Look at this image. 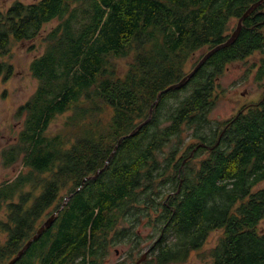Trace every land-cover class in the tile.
I'll return each mask as SVG.
<instances>
[{
  "label": "trees",
  "instance_id": "1",
  "mask_svg": "<svg viewBox=\"0 0 264 264\" xmlns=\"http://www.w3.org/2000/svg\"><path fill=\"white\" fill-rule=\"evenodd\" d=\"M259 1L38 0L0 8V77L13 73L4 60L13 41L33 43L30 50L40 38L45 45L31 63L38 89L19 111L24 129L2 153L5 166L23 159L28 171L0 186L8 233L0 264L71 195L16 264H105L126 240L141 249V226L156 237L146 264L184 263L217 231L212 264H264V188H256L264 181V97L216 127L210 118L230 63L260 53L256 80H264L257 19L248 17L234 44L155 105L190 73L195 53L226 42L232 21ZM125 58L131 62L121 75L117 62ZM152 108L150 122L113 155ZM67 114L62 129L49 133Z\"/></svg>",
  "mask_w": 264,
  "mask_h": 264
},
{
  "label": "rangeland",
  "instance_id": "2",
  "mask_svg": "<svg viewBox=\"0 0 264 264\" xmlns=\"http://www.w3.org/2000/svg\"><path fill=\"white\" fill-rule=\"evenodd\" d=\"M18 1L31 4L38 0H0V8L8 9ZM57 24L58 21L55 20L48 24L45 30L49 31ZM231 25L232 30L230 33L232 34L237 28L238 19H234ZM261 29L264 31V26ZM34 43L35 49L30 50V46L33 43L13 41V51L4 59L13 66V73L7 79H5V73L0 77V186L5 182L14 181L20 174L28 171L23 159L13 166H5L2 153L8 146L18 142L24 129L26 115L19 112L20 108L32 98L39 86L38 79L32 74L31 63L35 58L43 54L45 45L42 43L41 38ZM207 52L208 48L196 52L187 64L186 72H191L194 65ZM261 58L262 55L256 53L246 60L236 61L227 66L220 78L221 89L217 91L219 97L217 104L210 114V118L213 121L211 127H216L218 123L232 119L244 106L256 104L264 97V80L260 82L256 80ZM129 62H131L129 58L118 60L117 63L121 75L127 72ZM68 115L57 117L49 129V133L53 135L58 133L62 129ZM111 116L112 110H108L103 115L105 120H109ZM208 134L210 135V132ZM256 188H264V181ZM48 213L42 218L40 224L51 216ZM6 218V214L3 213L1 219L7 221ZM124 225L129 226L126 223ZM260 228L264 230V219L260 224ZM4 230L0 225V246L4 245L7 240L8 233ZM137 230L140 231L142 236L141 249L134 250V252L132 242L126 240L125 243L111 248L110 254L105 259V264H137V262L146 264L145 261L148 260V254L146 253L153 245L156 237H151L154 235L151 227L141 226ZM221 234L222 231L214 232L200 251L193 252L186 262L180 264H212L210 251L216 246ZM133 252L134 256L129 257L130 253ZM140 258H142L141 261H139ZM10 260L5 264H8Z\"/></svg>",
  "mask_w": 264,
  "mask_h": 264
},
{
  "label": "water",
  "instance_id": "3",
  "mask_svg": "<svg viewBox=\"0 0 264 264\" xmlns=\"http://www.w3.org/2000/svg\"><path fill=\"white\" fill-rule=\"evenodd\" d=\"M264 3V0H260L258 3L254 4L251 8H249L246 13L240 18L239 23L237 28L235 29V31L231 34V36L229 37V39L222 43L219 44L218 46H216L215 48L209 50L203 57L202 59L199 61V63L196 65V67L190 72L188 73L179 83H176L172 86H170L169 88L165 89L164 91H162L161 93H159L157 101L155 102V105L158 104L161 96L164 93H167L169 91H174V90H178L181 89L182 87H184L185 85H187L189 83V81L195 76V74L206 64V62L214 55L216 54L218 51L227 48L229 46H231L232 44H234L236 42V40L238 39L241 31H242V27H243V22L257 9V7H259L260 5H262ZM153 114V108L150 111V115L149 118L142 123L139 127H137L130 135L123 137L120 139L118 145L116 146L113 155L115 154V152L118 150L119 146L122 144V142L124 141L125 138L128 137H132L135 136L142 128L144 125H146L148 122H150L151 116ZM112 155V156H113ZM102 172L99 171L96 173L95 176L93 177H89L87 179H85V181L83 182V184L87 181V180H91V179H95L98 177V175ZM81 188H79L78 190H80ZM73 195L67 197L65 199V202L62 204V206L60 207V209L58 211H56L55 213H53L50 217H48L43 223L42 225L38 228V230L36 231L35 235H33L31 237V239L24 245V247L19 251V253L10 260V262L8 264H16L18 261H20L23 256L25 255V253L31 248V246L38 241L43 234L45 233V231L49 228H51L54 223L57 221V219L59 218V214L64 210V208L67 206L69 200L72 198ZM146 256V255H145Z\"/></svg>",
  "mask_w": 264,
  "mask_h": 264
},
{
  "label": "flooded vegetation",
  "instance_id": "4",
  "mask_svg": "<svg viewBox=\"0 0 264 264\" xmlns=\"http://www.w3.org/2000/svg\"><path fill=\"white\" fill-rule=\"evenodd\" d=\"M262 7H264V3L262 5H260L259 7H257V9L250 15V16H254V18L257 19L255 26L259 27V28L264 26V8H262ZM239 20L240 19H238V23H239ZM244 22H243V24H244Z\"/></svg>",
  "mask_w": 264,
  "mask_h": 264
}]
</instances>
